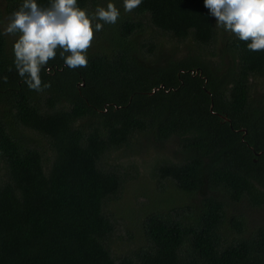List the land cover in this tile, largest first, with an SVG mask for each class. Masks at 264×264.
I'll use <instances>...</instances> for the list:
<instances>
[{
	"label": "trees",
	"instance_id": "obj_1",
	"mask_svg": "<svg viewBox=\"0 0 264 264\" xmlns=\"http://www.w3.org/2000/svg\"><path fill=\"white\" fill-rule=\"evenodd\" d=\"M246 43L203 0H142L94 31L86 66L57 51L37 91L0 34V264H264V224L228 214L264 209V50ZM144 141L175 158H154L159 192L120 253L115 207L139 170L117 152Z\"/></svg>",
	"mask_w": 264,
	"mask_h": 264
},
{
	"label": "clouds",
	"instance_id": "obj_2",
	"mask_svg": "<svg viewBox=\"0 0 264 264\" xmlns=\"http://www.w3.org/2000/svg\"><path fill=\"white\" fill-rule=\"evenodd\" d=\"M141 3L122 0V7L128 12ZM203 5L216 27L247 42L251 51L264 50V0H203ZM120 15L115 0L94 11L81 7L78 0H21L0 34L16 36L12 47L16 71L29 89L40 91L41 70L57 51L69 68L86 66L94 31L115 24Z\"/></svg>",
	"mask_w": 264,
	"mask_h": 264
},
{
	"label": "rangeland",
	"instance_id": "obj_3",
	"mask_svg": "<svg viewBox=\"0 0 264 264\" xmlns=\"http://www.w3.org/2000/svg\"><path fill=\"white\" fill-rule=\"evenodd\" d=\"M104 2V0H103ZM21 0H0V27L2 29L3 25L7 23V18L12 11H14ZM15 8V9H14ZM121 14L126 13L123 10V7L120 8ZM9 45L14 43L16 36L13 34H4ZM149 149L147 148L146 141L143 142V147L137 149L136 154H125L124 152H117V156L120 157L121 162L124 165H128V162H134L136 168L139 170V175L132 180H129L125 186V191L122 194L121 201L118 202V206L115 208L117 218L122 224V227L119 226L118 235L121 239H117L114 243V247L120 253L129 246L133 247L134 242L137 241L140 237V230L137 229L139 225H136L137 212H134L135 207L138 206L137 203L140 201L144 195L153 194V190L159 192L156 188L157 182L156 179L151 178L149 173V168L154 160V158L160 157L162 155H167L168 157L174 159V149L175 147L170 144L167 146L166 150L160 151L152 149L150 145ZM124 154V155H123ZM178 158V157H176ZM173 190L174 199L177 201H183L185 197L177 189ZM228 214L231 216H242L246 220L248 228L253 229L264 224V209H256L249 205L248 203L242 204H232L230 202L228 206ZM134 237V238H133Z\"/></svg>",
	"mask_w": 264,
	"mask_h": 264
}]
</instances>
